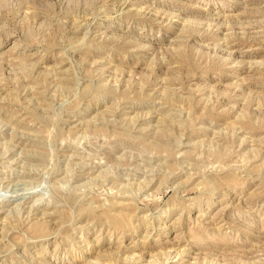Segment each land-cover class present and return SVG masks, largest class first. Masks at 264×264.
Segmentation results:
<instances>
[{"label": "rangeland", "instance_id": "1", "mask_svg": "<svg viewBox=\"0 0 264 264\" xmlns=\"http://www.w3.org/2000/svg\"><path fill=\"white\" fill-rule=\"evenodd\" d=\"M0 264H264V0H0Z\"/></svg>", "mask_w": 264, "mask_h": 264}]
</instances>
